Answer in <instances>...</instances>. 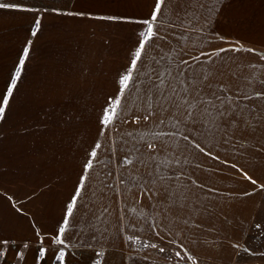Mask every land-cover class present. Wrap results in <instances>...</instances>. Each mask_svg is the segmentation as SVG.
<instances>
[{"label":"crops","instance_id":"1","mask_svg":"<svg viewBox=\"0 0 264 264\" xmlns=\"http://www.w3.org/2000/svg\"><path fill=\"white\" fill-rule=\"evenodd\" d=\"M0 2L33 9H0V105L21 73L0 121V264H131L153 255L236 264L264 196V96H256L264 94V0H166L158 37L122 96L145 28L135 21L157 0ZM170 85L176 95L167 99ZM198 92L225 98L207 126L187 120L181 104ZM117 99L123 114L105 126ZM213 161L227 166L226 181Z\"/></svg>","mask_w":264,"mask_h":264},{"label":"snow or ice","instance_id":"2","mask_svg":"<svg viewBox=\"0 0 264 264\" xmlns=\"http://www.w3.org/2000/svg\"><path fill=\"white\" fill-rule=\"evenodd\" d=\"M165 2H166V0H157V3H156L154 10H153V13L149 18H147L143 21H135L137 23H142L143 25H145V28L140 33L142 39L138 45V50L135 54V57L131 63V70L121 77V80H120V84H121L120 95L121 96L123 95L125 90L129 89L130 83L133 82L135 79L133 73L137 70V62L140 61V59H141L142 53L144 52L145 44L148 43L150 40H152L154 37H158V32H157L158 23L157 22H158V20H159V23H161V24L164 22L162 17H161V9H162V6L165 4ZM189 3L190 4H200V0H189ZM3 8H11V9H14L17 11H33V9L23 7L19 3H3V2H0V9H3ZM61 14H64V15H80V16L84 15L83 13H76V12H65V13H61ZM99 18L100 19H114L112 17H99ZM35 27L37 29H39V27H40V20L39 19L36 20ZM33 35H36V32H33ZM233 50L234 51H241L242 49L236 48ZM221 51H224V50H221ZM28 55H29V53H28V50L26 49L23 53V58L19 62V69L20 70H22L24 68V64L28 58ZM196 59H199V58L197 57ZM184 63H187V61H185ZM20 74H21L20 71L16 72L15 80H13V82L11 83V86L6 93V96L2 100V105H0V121H2L4 119L5 110L7 109L8 105H9V100L12 97L13 90L16 88V80H19ZM167 75L171 76V69L168 71ZM183 75H184L183 71H177V77H183ZM163 77H164V73H161L160 79H159L158 83L156 84L157 90L165 88L166 81L164 80ZM180 83L183 85L185 82L183 79H180ZM195 83H196L195 79L189 80V84H195ZM169 87L171 88V92H170V95L167 99H171V97L173 95H176L175 86L170 85ZM183 90L186 94L190 93V89L187 85H185ZM197 95L199 96L198 100L193 99L190 102L187 98V95L185 96V98L183 100H181V104L187 105L186 119L189 121H192L193 124H195V122H197V121L204 123L205 126L212 124L214 122V113L212 110L219 107V105H217L216 101L220 100L221 102H223V99H225V98H222L218 95H215L214 93L211 96H200L199 92H198ZM256 96L261 97V96H264V94L257 93ZM226 99L230 100L231 98L227 97ZM200 104H203L204 107L200 108L199 107ZM122 114H123V110L121 108L120 100L117 99L114 102V105L110 104L109 107L105 110L103 117H102V123L105 126H107L113 120L118 119L119 116ZM225 114L226 113L223 110L219 112L220 116H223ZM145 119H147V117H145ZM185 139H187V137H185ZM195 146L197 148H200V145L198 143ZM97 147H99V145H97ZM149 147L152 148L153 145L149 144ZM200 151H204V149L200 148ZM96 155L97 154L95 151H93L91 153L92 157H96ZM92 167H93V164L91 162L86 164L87 169L90 170ZM233 167H235V165H233ZM247 178L249 180H251V177H247ZM86 179H87V177H82V183H81V185H78V190L76 193H74L72 204L68 208V212H67V215L69 217H71L73 215V210L76 207L77 201L81 197V193L83 191V181H86ZM251 182L253 184H256L255 180H251ZM261 187H264V186H261ZM65 224L67 225V221L65 222ZM59 233H60V235H65V228L62 227L59 230ZM57 239H58L59 243H61V244L64 243V240H60L59 238H57ZM151 246L156 247L155 244H153ZM145 247H147V245H145ZM160 251H164V249L161 248ZM245 251H247V249H245ZM41 254H43V253H41ZM177 255H179V253H177ZM63 257H64V254L61 253L60 259H63Z\"/></svg>","mask_w":264,"mask_h":264},{"label":"rangeland","instance_id":"3","mask_svg":"<svg viewBox=\"0 0 264 264\" xmlns=\"http://www.w3.org/2000/svg\"><path fill=\"white\" fill-rule=\"evenodd\" d=\"M216 161H218V159H216ZM214 163L215 162L213 161L212 173H217L218 178L221 181H226L227 166L221 164L214 165ZM247 177L248 175H245V173H243L241 178L243 180H246L248 179ZM245 249H247V251H245ZM170 256L171 255L164 257L166 261L158 260L154 255L148 258L133 257L131 259V264H212L199 261L186 263L183 261V257L181 256L175 257L176 261L172 262V258L169 259ZM236 264H264V196L261 201L260 210L255 217L253 227L249 231L248 236L243 243Z\"/></svg>","mask_w":264,"mask_h":264}]
</instances>
